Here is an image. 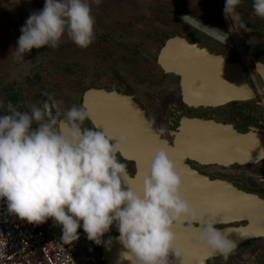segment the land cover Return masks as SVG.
<instances>
[{"label": "clouds", "instance_id": "obj_1", "mask_svg": "<svg viewBox=\"0 0 264 264\" xmlns=\"http://www.w3.org/2000/svg\"><path fill=\"white\" fill-rule=\"evenodd\" d=\"M100 3L44 0L43 8L31 12L20 27L10 53L23 60L33 48H57L64 36L87 48L94 39L91 5ZM240 3L225 0L222 13L232 21L229 31L251 30L237 11ZM252 10L264 18V0H252ZM86 119L91 117L83 106H72L61 116L59 102L51 96L27 110L0 103V200L7 212L32 224L51 218L66 244L77 240L82 228L89 241L110 245L102 237L115 222L126 249L121 257L130 264H172L170 252L181 254L174 226H198L197 243L227 260L235 242L182 196V179L168 153L154 152L137 190L124 182L126 165L117 159L128 136L83 127Z\"/></svg>", "mask_w": 264, "mask_h": 264}, {"label": "flooded vegetation", "instance_id": "obj_2", "mask_svg": "<svg viewBox=\"0 0 264 264\" xmlns=\"http://www.w3.org/2000/svg\"><path fill=\"white\" fill-rule=\"evenodd\" d=\"M224 3L225 0H101L98 16L92 14L95 19L94 39L87 48L77 47L64 36L57 48H33L24 54L23 60L11 58L10 62H5L2 60L8 57L3 58L2 54L0 103L6 105L11 102L18 110H27L31 105L41 106L51 96L59 102L61 116L72 106H83L87 110L89 103L90 106L98 107L104 115L103 120L116 123L113 117H105L116 100L117 106L129 105L132 102L142 109L157 131L165 129L162 136L170 143H173L170 120L184 114L206 116L223 123L231 119L235 121L237 129L244 132L251 126L264 128V70L261 72L264 68V18L253 14L252 0H241L237 11L251 30L229 31L232 21L223 16ZM43 4L44 0H19L12 5L10 1L0 3V40L16 34L30 13L42 9ZM179 14L194 17L216 29L222 34L223 41L220 42L197 30L179 18ZM8 27H13V33L7 30ZM172 29L177 31H173L171 35H163L166 30ZM176 35L186 36L192 42L244 65L250 74L256 76V82L252 80V83L257 92V99L249 103H230L217 109L194 110L185 106L182 101L181 78L166 73L157 61L166 40ZM88 51L98 58V68H92L95 63L88 61L89 65H81V68L69 64L67 68H57L58 60L64 56L72 58L82 54L92 59ZM22 61L26 62V68ZM181 111L182 114H178ZM83 127L97 128L92 119H86ZM139 136V140L145 137L143 134ZM129 137L132 146L143 144L135 142L134 134ZM117 159L126 165L127 174L124 179L128 174L138 173L139 168L134 159L125 158L120 151ZM189 162L197 169V174L191 181L189 179L191 185L188 183L192 187L191 197H185L193 207L205 200L213 202V198L209 199V191L212 190L211 184L214 181L210 179L226 180L264 196V181L258 179L264 177V160L255 163L236 162L225 166L214 163L200 164L190 159ZM203 185L206 186V191H203ZM194 188L196 194L202 190V196L193 195ZM201 211L207 218L214 220L212 213ZM44 223L61 235L60 226L54 225L51 218ZM196 227L198 226L189 229L186 224L179 223L178 232H187L188 236L195 238ZM77 231L80 237L76 241L81 247L102 253L103 244L97 245L89 241L82 228ZM113 232L109 230L107 234ZM104 237L105 234L102 240ZM254 242H260V245H254ZM250 246L254 247V252L264 253V238L247 240L235 249L225 262H222L224 258L219 255L211 258L206 264H235L232 263V255ZM101 262L104 264L102 255Z\"/></svg>", "mask_w": 264, "mask_h": 264}, {"label": "water", "instance_id": "obj_3", "mask_svg": "<svg viewBox=\"0 0 264 264\" xmlns=\"http://www.w3.org/2000/svg\"><path fill=\"white\" fill-rule=\"evenodd\" d=\"M179 18L204 34L223 41L220 32L198 19L181 14ZM157 61L166 73L181 78L182 101L189 109H217L230 103H249L257 99L250 72L244 65L197 42H192L186 36L176 35L166 40ZM263 70L264 68L261 72ZM262 73L264 83V71ZM116 104L117 100L105 116L113 117L116 123L103 120L104 115L96 106L87 103V110L97 129L104 130L102 126H106L112 132H124L128 136V142L122 145L119 151L125 158L134 159L138 165V173L128 174L124 179L126 184L137 190L142 187L143 176L148 172L152 156L157 149L165 150L174 163L182 179L181 193L184 198L187 195L191 197L192 187L189 186V179L191 181L197 174V169L189 159L200 164L214 163L222 166L264 160V128L251 126L244 132L237 129L234 120L230 119L223 123L221 120L206 116L181 115V111L178 112L181 117L170 120V132L173 136V143H170L151 125L137 104L132 102L125 106ZM131 134H134L135 142L143 144L132 146L129 137ZM142 134L145 137L139 140L141 137L139 135ZM210 180L214 183L211 184L209 199L213 198V202L225 208L222 215H213V221L217 228L235 242V249L247 240L264 238V196L235 186L226 180ZM202 187L203 191H206V186ZM193 191V195L202 196L200 193L202 190L197 194L195 188ZM178 227L179 223L174 226V231L178 237L176 246L179 247L181 254L176 257L170 252L169 260L172 264H206L211 258L219 256L198 244L196 238L188 236L187 232L180 234ZM109 230L114 232L105 233L103 238L105 241L111 240L110 245L103 244L101 255L104 264H130L121 257V253L126 249L118 240L119 233L115 222ZM178 234L181 235L180 238Z\"/></svg>", "mask_w": 264, "mask_h": 264}, {"label": "built area", "instance_id": "obj_4", "mask_svg": "<svg viewBox=\"0 0 264 264\" xmlns=\"http://www.w3.org/2000/svg\"><path fill=\"white\" fill-rule=\"evenodd\" d=\"M0 264H102L75 240L66 244L41 224L28 223L6 210L0 200Z\"/></svg>", "mask_w": 264, "mask_h": 264}, {"label": "rangeland", "instance_id": "obj_5", "mask_svg": "<svg viewBox=\"0 0 264 264\" xmlns=\"http://www.w3.org/2000/svg\"><path fill=\"white\" fill-rule=\"evenodd\" d=\"M9 1L11 2V5H12V4H15V2H17L19 0H0V3H4V2L6 3V2H9ZM23 1H27V0H23ZM166 1L170 2V0H166ZM91 7H92V14L98 16V5L93 4V5H91ZM240 17H242V16L240 15ZM176 29L178 30L177 27H176ZM7 30L10 33H13V31H14L13 27H8ZM177 30H175V29H172L170 31L166 30L163 33V35L164 36L171 35V33H173V31H177ZM183 33H185V32H183ZM20 34L21 33H20V29H19V31H17L16 34H13L10 37H7V38H5L3 40H0V59L2 58V54H4L3 58H6V56L8 57V58H6V60H2V61L10 62L11 58H13V56H12V54L10 52H11V50L13 48H15L16 40L20 36ZM88 53H90V52L88 51ZM91 55H92V57L94 59L93 58L90 59V58L84 57L82 54L81 55H76V56H74L72 58L70 56H67V57L64 56V57L60 58V60H58L57 68H61V69L62 68H67V67H69V65L73 66V67L75 66V67L81 68V67H83L81 65H85V64L89 65L88 62H94L95 65L92 66V68H95V67L98 68V58L95 56V54H91ZM22 63L24 65V67L26 68V62L22 61ZM250 78L256 82V76L254 74L253 75L250 74ZM41 225L47 230V232L50 235L57 234L56 230L47 227L46 223H42ZM258 243L260 245V242H254V245H257ZM252 248H254V247L250 246V247L241 249V251H239V252L235 253L234 255H232V257H231L232 263L235 262V264H258V263L264 264V253H259L257 251L254 252V249H252ZM225 261H226L225 259L222 260V262H225ZM219 263L220 262H218L217 264H219Z\"/></svg>", "mask_w": 264, "mask_h": 264}, {"label": "snow or ice", "instance_id": "obj_6", "mask_svg": "<svg viewBox=\"0 0 264 264\" xmlns=\"http://www.w3.org/2000/svg\"><path fill=\"white\" fill-rule=\"evenodd\" d=\"M104 127V130L108 131V132H112V130H110L108 127L106 126H102ZM177 167H179V165H177ZM198 197H194V199H197ZM195 208H197L198 210H204V211H208L210 213H212L213 215H222L223 212L225 211V208L222 205L216 204L215 202L212 201H203L200 204H196Z\"/></svg>", "mask_w": 264, "mask_h": 264}, {"label": "trees", "instance_id": "obj_7", "mask_svg": "<svg viewBox=\"0 0 264 264\" xmlns=\"http://www.w3.org/2000/svg\"><path fill=\"white\" fill-rule=\"evenodd\" d=\"M88 252L95 254L101 260V251L96 250V251H88Z\"/></svg>", "mask_w": 264, "mask_h": 264}]
</instances>
